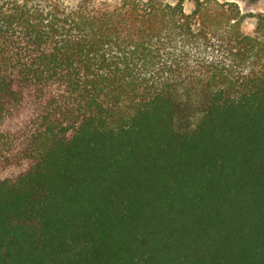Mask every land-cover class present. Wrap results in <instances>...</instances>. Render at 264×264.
I'll return each mask as SVG.
<instances>
[{"label":"trees","instance_id":"trees-1","mask_svg":"<svg viewBox=\"0 0 264 264\" xmlns=\"http://www.w3.org/2000/svg\"><path fill=\"white\" fill-rule=\"evenodd\" d=\"M0 171V264H264V14L0 1Z\"/></svg>","mask_w":264,"mask_h":264},{"label":"rangeland","instance_id":"rangeland-1","mask_svg":"<svg viewBox=\"0 0 264 264\" xmlns=\"http://www.w3.org/2000/svg\"><path fill=\"white\" fill-rule=\"evenodd\" d=\"M0 1H5V0H0ZM109 1L111 2V1H116V0H109ZM158 1L173 4L176 0H158ZM219 1H224V0H219ZM226 1L235 2L238 5L242 13L264 14V0H257V1L226 0ZM193 7H194V4L192 1H186L184 4V8L187 13L191 12ZM244 29L248 33H251V31L253 30L252 20H247L244 23ZM0 177H1V173H0Z\"/></svg>","mask_w":264,"mask_h":264}]
</instances>
